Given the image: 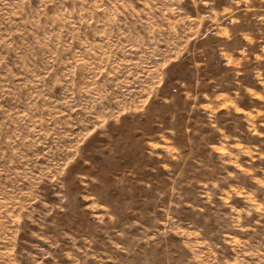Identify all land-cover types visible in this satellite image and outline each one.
Listing matches in <instances>:
<instances>
[{
	"label": "rangeland",
	"instance_id": "374dc122",
	"mask_svg": "<svg viewBox=\"0 0 264 264\" xmlns=\"http://www.w3.org/2000/svg\"><path fill=\"white\" fill-rule=\"evenodd\" d=\"M0 264H264V0H0Z\"/></svg>",
	"mask_w": 264,
	"mask_h": 264
}]
</instances>
